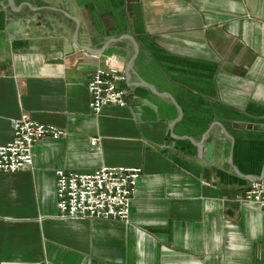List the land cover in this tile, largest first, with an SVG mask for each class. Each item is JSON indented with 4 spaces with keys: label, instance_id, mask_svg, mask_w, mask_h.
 Returning <instances> with one entry per match:
<instances>
[{
    "label": "crops",
    "instance_id": "0c3cea01",
    "mask_svg": "<svg viewBox=\"0 0 264 264\" xmlns=\"http://www.w3.org/2000/svg\"><path fill=\"white\" fill-rule=\"evenodd\" d=\"M24 114L65 134L0 174V264H264V0H0V146ZM103 167L143 171L129 220L62 218L56 173Z\"/></svg>",
    "mask_w": 264,
    "mask_h": 264
},
{
    "label": "built area",
    "instance_id": "2783aa9c",
    "mask_svg": "<svg viewBox=\"0 0 264 264\" xmlns=\"http://www.w3.org/2000/svg\"><path fill=\"white\" fill-rule=\"evenodd\" d=\"M127 83L128 75L115 68L112 59L105 68L97 69L88 84L92 113L100 115L110 105L125 108ZM12 128V142L0 146V174H16L32 168L36 143L44 138L59 140L65 134L55 126L34 122L27 114L12 120ZM98 142L92 140V146ZM56 175L57 207L62 218L128 221L143 171L103 167L91 174L59 170ZM244 201L264 209V180L251 183Z\"/></svg>",
    "mask_w": 264,
    "mask_h": 264
},
{
    "label": "water",
    "instance_id": "95a60500",
    "mask_svg": "<svg viewBox=\"0 0 264 264\" xmlns=\"http://www.w3.org/2000/svg\"><path fill=\"white\" fill-rule=\"evenodd\" d=\"M86 51L90 52V49L86 48ZM174 104L176 107L177 104L174 101ZM210 131L202 138V140L200 141V145L198 147L200 148H204L205 149V160L207 163L213 164L214 162V151H215V144L208 142V137H209ZM258 180H264V175L262 176L261 179H257L255 181Z\"/></svg>",
    "mask_w": 264,
    "mask_h": 264
}]
</instances>
